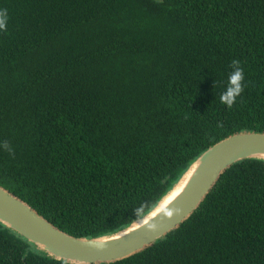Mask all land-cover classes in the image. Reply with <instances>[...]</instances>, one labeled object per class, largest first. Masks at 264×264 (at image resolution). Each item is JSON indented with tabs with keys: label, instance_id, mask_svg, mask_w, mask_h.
Wrapping results in <instances>:
<instances>
[{
	"label": "trees",
	"instance_id": "1",
	"mask_svg": "<svg viewBox=\"0 0 264 264\" xmlns=\"http://www.w3.org/2000/svg\"><path fill=\"white\" fill-rule=\"evenodd\" d=\"M0 186L75 237L147 213L208 146L264 132V0H0ZM233 59L245 90L220 102ZM142 208L139 215L134 209ZM0 264H70L0 223ZM99 264H264V160L225 168L142 250Z\"/></svg>",
	"mask_w": 264,
	"mask_h": 264
},
{
	"label": "water",
	"instance_id": "2",
	"mask_svg": "<svg viewBox=\"0 0 264 264\" xmlns=\"http://www.w3.org/2000/svg\"><path fill=\"white\" fill-rule=\"evenodd\" d=\"M244 158L264 160V132L239 131L229 134L205 148L184 170L196 164L181 191L158 213L130 229L131 224L110 234L91 238L75 237L53 226L27 203L0 186V223L14 231L47 256L70 264H99L134 254L176 227L197 207L220 173ZM171 211V216L166 215Z\"/></svg>",
	"mask_w": 264,
	"mask_h": 264
},
{
	"label": "clouds",
	"instance_id": "3",
	"mask_svg": "<svg viewBox=\"0 0 264 264\" xmlns=\"http://www.w3.org/2000/svg\"><path fill=\"white\" fill-rule=\"evenodd\" d=\"M8 13L7 9H0V31H7V23H8ZM230 67L232 71L229 73L227 78V85L225 90L220 95V102L227 106L228 108H232L236 103L237 98L242 95L245 90V72L244 68L241 66V61L238 59H233L231 61ZM5 151L9 153L11 156H15L14 149L11 147L9 141L5 140L0 144ZM142 212V208L134 209L133 213L135 215H139ZM173 213L171 211L167 212L166 215L171 216Z\"/></svg>",
	"mask_w": 264,
	"mask_h": 264
},
{
	"label": "bare ground",
	"instance_id": "4",
	"mask_svg": "<svg viewBox=\"0 0 264 264\" xmlns=\"http://www.w3.org/2000/svg\"><path fill=\"white\" fill-rule=\"evenodd\" d=\"M195 165L196 164L190 166V168L184 173L180 180L172 187V189L168 193L164 195V197L159 201V203L154 207V209L150 211L149 214H147L140 220L133 222L131 224L130 229L144 223L147 219L158 213L169 201H171L181 191Z\"/></svg>",
	"mask_w": 264,
	"mask_h": 264
}]
</instances>
